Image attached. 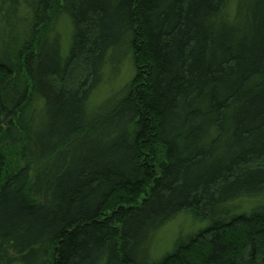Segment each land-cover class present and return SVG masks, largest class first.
<instances>
[{"label": "trees", "instance_id": "16d2710c", "mask_svg": "<svg viewBox=\"0 0 264 264\" xmlns=\"http://www.w3.org/2000/svg\"><path fill=\"white\" fill-rule=\"evenodd\" d=\"M263 197L264 0H0V264H264Z\"/></svg>", "mask_w": 264, "mask_h": 264}, {"label": "rangeland", "instance_id": "374dc122", "mask_svg": "<svg viewBox=\"0 0 264 264\" xmlns=\"http://www.w3.org/2000/svg\"><path fill=\"white\" fill-rule=\"evenodd\" d=\"M233 5L229 8V13L233 12ZM22 17L29 25L31 15L29 12L23 13ZM53 16H51L52 20ZM51 31L48 33L51 38L54 35L59 36L61 42V57L65 58L72 37V26L66 17H60L52 20L49 24ZM111 67L105 68L103 80L100 86L91 95L88 103V112H94L104 102L120 95L127 86L133 76V67L130 59L126 57L121 62L118 69L111 71ZM15 158V157H14ZM264 204V197L258 199H242L234 202L235 211L233 214L240 215L251 209ZM208 222H195L189 215L180 214L172 221L166 224L154 237L151 243L150 260L152 262L159 261L164 255L170 253L174 247V243L179 238H187L200 230L205 229Z\"/></svg>", "mask_w": 264, "mask_h": 264}]
</instances>
